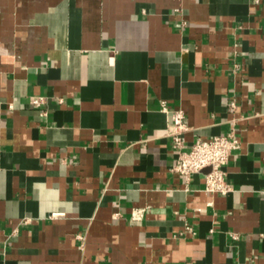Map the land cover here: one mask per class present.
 <instances>
[{
    "label": "crops",
    "instance_id": "crops-1",
    "mask_svg": "<svg viewBox=\"0 0 264 264\" xmlns=\"http://www.w3.org/2000/svg\"><path fill=\"white\" fill-rule=\"evenodd\" d=\"M162 101L187 148L235 128L228 195L171 171ZM0 231V264H264V0H0Z\"/></svg>",
    "mask_w": 264,
    "mask_h": 264
},
{
    "label": "built area",
    "instance_id": "built-area-1",
    "mask_svg": "<svg viewBox=\"0 0 264 264\" xmlns=\"http://www.w3.org/2000/svg\"><path fill=\"white\" fill-rule=\"evenodd\" d=\"M44 101L43 98H34L31 104L38 108L42 106ZM161 110L171 117L167 136L172 143L177 158V163L171 168V171L180 174L187 185L191 183L194 175L205 171L204 191L207 194L228 195L232 192L225 169L231 157L241 149V143L235 128L225 136H217L212 139L198 138L187 148L186 133L189 131V125L185 112L180 108L169 109L166 101L161 102ZM42 115L46 116V113L43 112ZM187 191H189V187H187ZM57 216L54 215L52 218H57ZM144 217V210L132 212V221L134 222H141ZM193 233V228L186 225L180 235L186 236ZM7 247V243L1 241L0 231V256L6 255Z\"/></svg>",
    "mask_w": 264,
    "mask_h": 264
}]
</instances>
